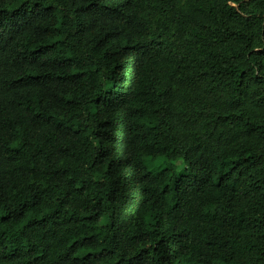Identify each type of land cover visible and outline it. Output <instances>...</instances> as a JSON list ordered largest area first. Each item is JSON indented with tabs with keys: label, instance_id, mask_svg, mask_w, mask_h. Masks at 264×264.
<instances>
[{
	"label": "trees",
	"instance_id": "1",
	"mask_svg": "<svg viewBox=\"0 0 264 264\" xmlns=\"http://www.w3.org/2000/svg\"><path fill=\"white\" fill-rule=\"evenodd\" d=\"M0 264H264V0H0Z\"/></svg>",
	"mask_w": 264,
	"mask_h": 264
}]
</instances>
